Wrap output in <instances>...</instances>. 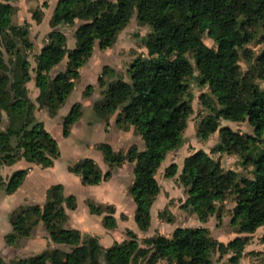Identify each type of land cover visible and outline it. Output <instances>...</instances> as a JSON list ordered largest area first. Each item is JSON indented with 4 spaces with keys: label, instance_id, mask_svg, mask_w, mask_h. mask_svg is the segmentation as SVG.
I'll use <instances>...</instances> for the list:
<instances>
[{
    "label": "trees",
    "instance_id": "16d2710c",
    "mask_svg": "<svg viewBox=\"0 0 264 264\" xmlns=\"http://www.w3.org/2000/svg\"><path fill=\"white\" fill-rule=\"evenodd\" d=\"M48 3L44 0L42 6ZM14 12L10 0H0V166L22 159L42 168L54 164L60 156L58 142L35 116L36 108L56 116L95 46L102 50L111 47L135 16L139 25L148 28L142 41L146 54L131 60L126 78L103 66L97 78L100 94L92 105L95 118L89 123L100 122L107 130L114 118L118 129L132 127L143 146L133 143L115 150L109 142L96 141L94 147L108 168L102 170L93 158L83 157L67 170L79 176L83 185H97L108 180L114 169L132 163L127 193L135 203L138 229L147 231L152 205L161 191L155 174L166 155L182 144L193 111L188 80L195 77L199 85L208 86L216 102L207 103L211 114L202 118L198 135L206 139L218 130L219 141L211 153L237 156L246 172L226 169L219 160L198 150L184 157L178 176L187 186L182 207L201 223L212 214L221 220L218 202L233 197L232 223L245 235L227 243L215 239L206 227L196 226L177 227L170 235L156 232L140 240L127 229L128 238L104 247L97 236L65 226L67 210L77 207V199L64 193L62 183H53L46 189L43 203L20 205L10 213L11 230L4 240L16 245L20 237L42 223L50 240L63 247L18 257L12 264H215L216 253L221 257L229 254V264H239L248 241L246 234L264 226V0H57L50 30L37 53H33L28 25L12 23ZM63 26H76L73 45H69ZM255 39L260 47L253 53L246 45ZM242 56L248 62L245 71L240 65ZM64 60V66L56 70ZM108 70L112 76L105 79ZM32 80L39 90L35 100L27 88ZM93 89L88 84L83 96H91ZM83 107L81 101H75L62 116L64 136H69L81 118ZM220 118L247 121L253 133L220 126ZM177 169L175 162L170 163L165 177H173ZM28 172L29 168L16 169L6 181L0 174L5 192H15ZM85 202L91 213L102 215L105 228L117 226L114 204L90 198ZM159 215L173 221L161 212ZM120 218L126 220L127 216L121 213ZM0 264L8 263L0 256Z\"/></svg>",
    "mask_w": 264,
    "mask_h": 264
},
{
    "label": "rangeland",
    "instance_id": "374dc122",
    "mask_svg": "<svg viewBox=\"0 0 264 264\" xmlns=\"http://www.w3.org/2000/svg\"><path fill=\"white\" fill-rule=\"evenodd\" d=\"M43 1L44 0H10V3L15 7V12L11 17L12 23L16 25H28L29 37L34 45L33 53L39 52L45 35L50 30L49 20L47 24L45 22V17L46 15L48 16V14L50 15L57 2V0H47L49 5L43 7ZM39 10L41 11V14H39ZM75 27L76 26H63L68 37L69 45L74 44L73 32ZM147 32L148 28L139 25L134 16L129 24L118 34L111 47L102 50L98 48V46H95L88 62L80 68L81 76L75 89L67 99L65 105L59 110L60 114L66 113L70 105L75 101H81L84 105L82 116L73 124L69 136H64L62 134V115L50 117L45 108H36L35 116L37 119L43 121L44 124L46 122L48 130L58 142L60 151V156L56 159V162H54V166L52 165L53 167L51 166V168L48 167V174H43L44 168L40 165L31 166L27 161L23 162V160L19 164L13 166H0V174L5 181L15 169H18L19 167L31 168L21 186L12 194H7L4 190V186L0 184V254H4L8 264H12V258L16 257L15 255L26 253L35 254L42 251L47 247L44 237L48 234L43 224L40 223L28 236L20 237L15 246H7L6 241L2 239V232L5 231L10 213L20 205L42 202L44 200L43 193L48 183L67 182L69 177L67 175H73L67 170V165L72 164L83 157H91L96 162L99 160L98 158L101 157V152L94 147L93 142H107L108 134L103 131H100L99 133L94 131L91 127H86L87 124L92 126L93 124H90L89 121L91 122L93 121L92 119L95 118L92 105L95 100L98 99L101 90L97 78L101 74L103 66L105 65H108L111 69L123 74L126 78V69L131 60L139 54H146V49L142 46V41ZM261 32L262 30L259 29L258 35ZM205 40L209 45H214L212 40L208 38ZM246 47L255 53L260 46L257 43V39H255L248 43ZM30 62L31 67L34 66L33 55H30ZM64 63L65 60L56 68V70L62 68ZM240 65L243 71L248 69V62L243 56L241 57ZM103 76L107 79L111 78L112 75L108 70ZM188 83L189 91L193 94L191 102L193 111L188 118L187 127L183 133L182 144L178 149L171 151L166 155L165 161L155 174V179L158 184L174 193L175 196L171 198L166 205L160 206L157 209L156 217H158V219L153 220L151 230L150 228L147 230L149 232L141 233L135 228L137 231L136 234L137 238L140 240L143 237L150 235L155 227H158V229L161 228L164 235H170L177 227L203 226L208 229L209 233L215 239L227 243L236 236L245 235V233H238L237 225L232 223V208L235 204L233 197H228L225 201L218 202L217 206L221 213V220L217 219L216 214H212L205 223H201L195 214L182 207V203L187 197V186L179 181L178 176L184 157L198 150L205 151L214 159L219 160L222 166L226 169L231 168L239 172H246V169L239 164L238 157L235 155H229L225 152L211 153V148L219 141L220 136L218 130L206 139H202L198 135V129L201 125L202 118L211 114L209 107H207V103L215 105L216 102L207 85H199L195 77L190 78ZM88 84H91L94 87L92 95L89 97L83 96V90ZM33 87H35L34 81L27 83L29 96L31 98L34 97L35 93ZM36 105L38 106L37 103ZM112 120L114 121V118L111 119V122ZM219 124L220 126H230L233 130L241 133H253V128L247 121L234 122L220 118ZM127 131L133 133L132 140L134 141V144L141 146V140H138L140 138H138L139 136L134 132L133 128L130 127ZM172 162H175L178 166L177 173L173 177H165V169ZM46 181H48V183H43ZM123 182L121 189L122 191H127L128 187L126 185L129 181L125 176ZM116 204L120 209L123 208L127 212V221L123 225L120 224V226H117V228H119L116 229L120 232H117V235L114 238L117 241H122L128 238L127 229H129L128 226L133 227L134 220L131 218L132 213L130 214L129 212L130 209L128 206L130 203L128 200H120V198L117 197ZM179 210H182L183 212L179 213ZM160 212L163 213L164 218L171 217L173 221L169 223L160 218ZM114 215H116V218H119V212L116 211ZM159 221L162 222L164 226L159 224ZM246 235H248V241L245 245L243 256L241 257L239 264H264V226H261L255 232L251 234L247 233ZM16 251H22V253L17 254ZM228 257L229 254L221 257L216 253L213 256V260L215 264H229ZM159 264H165V262H160Z\"/></svg>",
    "mask_w": 264,
    "mask_h": 264
},
{
    "label": "crops",
    "instance_id": "0c3cea01",
    "mask_svg": "<svg viewBox=\"0 0 264 264\" xmlns=\"http://www.w3.org/2000/svg\"><path fill=\"white\" fill-rule=\"evenodd\" d=\"M53 9H52V11H53ZM52 11H51V13H52ZM51 13H50V15H51ZM50 15L48 14V16L46 15V17H45L46 18L45 22L47 24H48V20L50 18ZM33 88H34V92L35 93H34V97L32 99H35V97L37 96L39 90L36 87H33ZM64 114H60V112H58V114L56 116H61V115L63 116ZM44 125H45L46 128L48 127L46 122H45ZM86 127L87 128L91 127V128L94 129V131L99 132V133H100V131H103V132L107 133L108 134V136H107L108 137L107 138L108 141L107 142H109L115 150H118L120 148H127L131 144L134 143V141L132 140V134L133 133H131V131H124V130L118 129L114 125V121L113 120L110 123V125L108 126L107 130L103 128V126L101 125L100 122H94L92 126L87 124ZM138 138H140V137H138ZM138 140H141V138L138 139ZM140 142H141V146H139V147H142L143 146L142 140ZM94 143L95 142H93V144ZM98 159L99 160H97V163L100 165L102 170H106L108 168V166L104 163L102 154H101V157H99ZM100 159H101V161H100ZM22 160H19L18 162L14 163L12 165H9V166H13L15 164H19ZM24 161L25 160H23V162ZM55 162H56V160H55ZM163 162H162V164H163ZM29 165L37 166L36 164H32V163H29ZM19 168H29V167H19ZM49 168H51V167H49ZM132 171H133V164L132 163H125L121 167H118V168L114 169V171L112 173V176L108 180L102 181L101 183H99L97 185H83L80 182V177L79 176H77V175H75L73 173H71L73 175H67V176H69L68 179H67L68 183L66 181L60 182V183H62L63 186H64V193L65 194H74L76 196L77 207L74 210H67L68 220H67L65 226L67 228L78 229L82 234H90V235H93V236H97L98 239H99V242L104 247H108L114 241H117V240L114 239L115 236L117 235V232H120V231L117 230L119 228V227L117 228V226H120V224L123 225L127 221V220H122L120 218V214L121 213H124L127 216V212L125 211V209H123V208L120 209L117 206V204H116L117 203V197H119L120 200H122V199L128 200V202L130 203L129 206H128L129 209H130L129 212H130V214L132 213L131 214V218H132V220H134L135 203H134L132 197L127 193V191L126 190L122 191V189H121V187L123 186L122 183H124L123 182L124 181V176L129 181L128 184L126 185L128 187V185H129V183H130V181L132 180V177H133ZM41 173H42V171H41ZM44 173L48 174V167L44 168L43 174ZM43 183H48V181L43 182ZM56 183H58V182H56ZM51 184H53V183H48V185L46 186V188L44 190V193H43V199L44 200L42 202H39V204H41V203H43L45 201L46 189ZM119 188H120V191H119ZM174 196H175L174 193H172L168 189L164 188L163 186L161 187V191L158 194V196L156 197V200L154 201V203L152 205V208H151L152 223H153L154 219H158V217H156L157 209L160 206L166 205L167 202L171 198H173ZM87 198H90V199H92V200H94L96 202H99V203L114 204V206L116 208V211L119 212V218H116V215H115V218L117 220V226L115 228H112V229L105 228L102 225V223H101L102 215H97V214H93V213L90 212V210H89V208H88V206L86 205V202H85V200ZM181 212H183V211L179 210V213H181ZM152 223H151V226H152ZM133 224H134L133 227H131V226H128V227H129V229H131L135 233H137L136 229L137 230H139V229H138L135 221H134ZM159 224L164 226V224L162 222H160V221H159ZM151 226H150V230H151ZM10 230H11V225L9 223V218H8L5 231L2 232V239L3 240H4L5 234L7 232H9ZM152 231L153 232L150 235L154 234L156 231H158V232L163 234L161 228L158 229V227H155ZM139 232H141V233H145L146 232L147 233L149 231H141V230H139ZM150 235H148V236H150ZM44 241H45V244L47 246L44 249L61 248V247H63L60 244L52 242L50 240L48 234L46 235V237H44ZM7 246L13 247L15 245L7 244ZM16 253L20 254V253H22V251H16ZM29 255H32V254H27L26 253V254H22V255H15L16 257H14L12 259H15V258H18V257H26V256H29ZM0 256L3 257V259L7 262V260L5 259L4 254H2V255L0 254Z\"/></svg>",
    "mask_w": 264,
    "mask_h": 264
}]
</instances>
